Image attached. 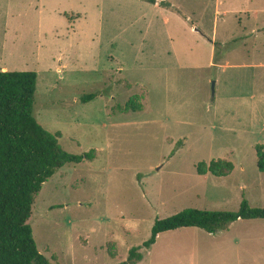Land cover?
<instances>
[{"label":"rangeland","instance_id":"obj_1","mask_svg":"<svg viewBox=\"0 0 264 264\" xmlns=\"http://www.w3.org/2000/svg\"><path fill=\"white\" fill-rule=\"evenodd\" d=\"M3 69L36 73L32 114L65 151L93 150L35 195L27 222L49 264L122 262L184 208L264 207V0H0ZM218 159L231 167L196 172ZM137 252L132 264H264V219Z\"/></svg>","mask_w":264,"mask_h":264},{"label":"trees","instance_id":"obj_2","mask_svg":"<svg viewBox=\"0 0 264 264\" xmlns=\"http://www.w3.org/2000/svg\"><path fill=\"white\" fill-rule=\"evenodd\" d=\"M152 3L154 0H147ZM36 88L34 71L0 70V264H49L32 236L27 220L35 195L42 184L67 163H79L93 157L65 151L57 141V133L45 130L32 114ZM95 97L80 96L81 102ZM126 103L123 110L128 109ZM257 146V168L264 172V152ZM219 163L231 167L228 160L199 162L198 174L212 173ZM264 219V207L240 201L235 211L184 208L170 216L155 219L147 240L132 247L127 258L116 264H132L140 260V247L148 248L160 233L180 228H199L215 234L237 220Z\"/></svg>","mask_w":264,"mask_h":264},{"label":"crops","instance_id":"obj_3","mask_svg":"<svg viewBox=\"0 0 264 264\" xmlns=\"http://www.w3.org/2000/svg\"><path fill=\"white\" fill-rule=\"evenodd\" d=\"M3 70H5V69H3Z\"/></svg>","mask_w":264,"mask_h":264}]
</instances>
